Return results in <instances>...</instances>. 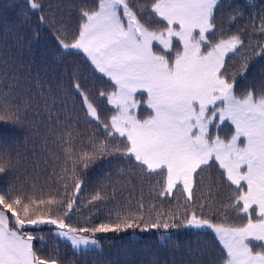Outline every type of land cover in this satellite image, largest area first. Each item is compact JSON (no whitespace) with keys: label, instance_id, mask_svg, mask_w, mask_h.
Masks as SVG:
<instances>
[{"label":"snow or ice","instance_id":"obj_1","mask_svg":"<svg viewBox=\"0 0 264 264\" xmlns=\"http://www.w3.org/2000/svg\"><path fill=\"white\" fill-rule=\"evenodd\" d=\"M28 3L43 11L38 0ZM258 7L261 14L252 16ZM246 9V27L264 34V3L255 0H246L244 6H226L225 0H84L76 9L70 41L63 16L59 20L56 13L40 16L45 27L51 23L63 52H82L90 66L111 81L112 90L99 96L111 105L113 114L107 121L101 119L78 70H70L72 88L103 138L78 141L75 123L65 121L57 137L64 159L59 172L53 168L49 178L55 176L59 187L45 190L36 181L0 185V264H75L58 254L37 255L34 241H43L37 233L44 226L84 255L100 249L101 239L109 233L154 231L162 242H172L180 230L210 229L223 250L218 264H264V77L242 91L237 82V75L247 79L253 58L264 59V44L240 55L239 66L230 70L231 62L249 45L242 30L224 34V25L245 18ZM26 26L27 17L15 32L5 25L0 49L14 47L20 53L30 49L38 33L29 36ZM3 85L0 76V128L22 127L30 105L16 100L15 84L6 90ZM40 87L43 112L51 118L56 98L46 99L51 87ZM142 104L149 111L146 116L138 115ZM32 110L41 114L39 105ZM226 124L232 131L222 138L219 131ZM113 157L126 160L117 175L129 184L137 170L162 178L161 197L185 193L182 212H157L154 205L145 209L141 201L136 209L117 208L98 222L91 218L81 224L67 222L79 211L77 199L86 187L88 170L103 161L110 163ZM25 159L18 145L0 140V175L18 171ZM213 167L221 170L232 195L209 216L207 201L194 202V188ZM105 189L101 184L87 204L110 198ZM211 191L209 185L208 199ZM178 250L174 244L173 251ZM188 255L183 264H205L201 249L189 248ZM148 264L167 261L152 257Z\"/></svg>","mask_w":264,"mask_h":264},{"label":"trees","instance_id":"obj_2","mask_svg":"<svg viewBox=\"0 0 264 264\" xmlns=\"http://www.w3.org/2000/svg\"><path fill=\"white\" fill-rule=\"evenodd\" d=\"M38 2L42 3L43 11L31 9L28 0H0V32L5 25L13 32L17 31V25L23 23L24 17H27V26L24 30L29 36L32 32L38 33V39L32 41L30 49H25L23 53L17 52L14 47L10 50L0 49V76L4 79V89L6 90L10 83L15 84L16 100L22 105L24 103L30 105L26 123L22 127L0 128V140L9 145H18L19 151L26 157L18 171L0 175V185L13 183L19 185L27 181H36L38 188L43 187L47 190L48 186L59 187L55 183V176H52L51 180L49 178L53 168L59 172L64 159L57 137L62 134L65 121L69 124L75 123V129L79 134L78 141L86 142L89 136L103 138L104 135L98 124L87 116L80 95L72 88L70 70H78L80 82L89 98L97 106L101 119L105 121L110 118L113 111L111 105L99 96V92L111 91L112 83L90 66L82 52L73 50L71 55L63 52L52 34L51 23L49 22V26L45 27L40 22V16L48 17L56 13L57 20L63 16L69 25L65 31L66 39L70 41L77 23L76 9L84 3V0H38ZM225 2L226 6L229 4L244 6L246 0H225ZM255 2L260 4L264 3V0H255ZM258 14H261L259 7L251 11L252 16H258ZM248 15L246 9L245 18L238 23L224 25L225 35L242 30L245 44L249 45L231 62L230 70L239 66L240 55L249 53L257 45L264 44V34L254 31L250 26L246 27L249 23ZM256 23H259L258 19ZM66 72L69 75H65ZM13 76L16 77L15 80ZM261 77H264V59L253 58L249 62L247 79L241 80L237 75L238 90L242 91L249 83ZM41 85L51 87V93L45 97L46 99L50 100L52 96L56 98L51 118L43 112V101L39 95ZM143 99L144 97H141V100ZM37 105L41 107V114L38 116L32 110ZM148 114L149 111L142 104L138 109V115ZM231 131L232 126L226 124L221 126L219 134L222 138H228ZM126 163V160L113 157L110 163L103 161L91 167L87 172L86 187L82 188L77 199L79 211H74L67 222L74 225L81 224L89 218L98 222L106 219L108 214L117 208L136 209L141 201L145 209L154 205L157 212H182L183 205L186 203L185 193L174 191L172 196L161 197L159 192L162 178L145 176L137 170H133L129 184L117 175V169L125 167ZM101 184L106 186L105 190L110 198L93 205L87 204V200L99 190ZM209 185L212 188V199H208ZM113 188L115 189L114 198L111 197ZM71 194L72 183L69 181L68 195L71 196ZM231 195L232 188L217 167L211 168L205 174L203 182L194 188V202L199 205L202 201H207L208 210L205 215L209 216L212 213H218ZM41 207L46 208V206ZM37 235L43 237V241H34L37 255L47 257L58 254L69 261H75V264H148L152 257H159L162 261H167V264H183V261L189 259V248L201 249L205 264H218L223 251L215 234L207 229L180 230L175 234L172 242L167 240L162 242L159 234L154 231L132 232L130 230L119 236L109 233L106 238L101 239V248L93 249L87 255L74 252L68 242L53 234L49 226H44ZM174 244L179 245L178 251H173Z\"/></svg>","mask_w":264,"mask_h":264},{"label":"rangeland","instance_id":"obj_3","mask_svg":"<svg viewBox=\"0 0 264 264\" xmlns=\"http://www.w3.org/2000/svg\"><path fill=\"white\" fill-rule=\"evenodd\" d=\"M75 51V50H74ZM207 230H210V229H207ZM211 231V230H210ZM62 239V238H61ZM67 242V241H66Z\"/></svg>","mask_w":264,"mask_h":264}]
</instances>
